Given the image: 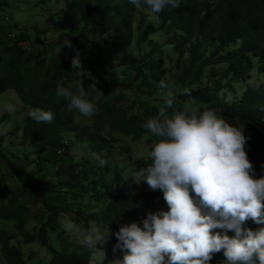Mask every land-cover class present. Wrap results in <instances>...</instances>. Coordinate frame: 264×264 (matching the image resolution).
<instances>
[{
    "label": "trees",
    "instance_id": "16d2710c",
    "mask_svg": "<svg viewBox=\"0 0 264 264\" xmlns=\"http://www.w3.org/2000/svg\"><path fill=\"white\" fill-rule=\"evenodd\" d=\"M38 1V8L46 5L50 9L51 0ZM60 1H63L62 17L53 18L56 28L63 31L59 54L56 44L51 46L50 54H46L28 33L29 29L26 32L18 22L15 26L12 24L17 32L14 39L0 35V94L13 89L20 93L24 104L51 110L54 114L50 123L36 124L27 119L21 125L20 139L13 131V139L20 141L15 145V152H8L5 147L13 145L12 141L0 136V166L4 170L0 172V220L14 222V229L24 235L27 243L47 248L53 257L49 264H109L113 260L111 254H105L102 262L101 258L96 260L92 258L93 251L78 243L77 237L69 240L65 235L73 231L69 229L71 224L85 226L87 230L91 225L103 229L109 225L115 232L120 225L145 215L153 195L145 191L135 193L131 172L143 164L125 170V155L130 154L131 149L122 138L138 140L146 130L142 123L155 116L163 104L152 111L149 108L143 118L129 114L131 103H123L122 94H115L111 87L97 83L95 73L80 83L71 68H67L71 57L78 52L82 67L90 70L98 63L99 56L111 59L116 52H132L140 57L138 65L132 67L126 59L117 66L110 60L111 69L126 82L146 85L151 79L161 77L156 63L159 49L170 45L174 51L171 64L180 63L185 54L187 57L196 55L216 34L213 30L218 29L220 36L212 54L221 63L228 62L223 71L224 79L221 80L217 70L212 71L204 78L199 91L190 95L193 98L175 101V109L197 115L200 109L220 112L237 126H244L246 132L264 144L260 103L244 89L240 90L237 101L219 96L220 90L227 88L226 78L236 79L240 67H244V55L241 49L234 47L238 39L251 42L249 46L259 50L264 60V45L255 42L250 30H240L245 26L256 29L254 14L264 7V0H229L214 5L210 0L192 2L185 8L166 11L159 19L149 17L151 12L147 15L142 11L137 24L124 2ZM8 3L4 0L2 6ZM173 36L175 43L171 40ZM66 39L71 41L73 48L68 47L71 52L62 44ZM105 41L108 43H103ZM107 45L111 49H107ZM146 45L149 51L144 50ZM31 61L33 65H29ZM211 62V58L206 61L209 66ZM101 66L106 69L104 64ZM251 66L249 63L244 70ZM57 82L73 94L79 84L90 102L98 96L99 101L94 106L101 110L85 117L70 109L67 101L55 94ZM167 114L170 116L171 110H167ZM62 148H68L66 155L58 154ZM98 159L104 160L102 166L97 163ZM35 164L37 171L30 169ZM58 222L63 223L62 228ZM54 231L56 245L50 235ZM15 236L11 230L0 228V264H30L23 259V252L12 246ZM58 237H63L67 244L62 245ZM115 243L114 237L113 241H106L103 248L113 249ZM117 252L122 256L119 250ZM219 255L222 256L220 263H224L221 250L212 255L209 264H215Z\"/></svg>",
    "mask_w": 264,
    "mask_h": 264
},
{
    "label": "clouds",
    "instance_id": "9594fccd",
    "mask_svg": "<svg viewBox=\"0 0 264 264\" xmlns=\"http://www.w3.org/2000/svg\"><path fill=\"white\" fill-rule=\"evenodd\" d=\"M205 1L207 0H116L114 4L124 2L127 9L132 11L134 24H137L142 11L147 15L151 12L149 17L159 19L160 15L168 10H179L192 2ZM227 2L229 0H210L213 5ZM3 3L4 0H0V15L5 8ZM62 3L60 0H51L50 9L42 5L39 8V19L34 18L33 22L29 21L30 16H26L25 31L29 29L28 33L46 54H50L51 46L57 45L62 37L63 31L56 28L54 21L57 16L62 17ZM16 22V18L13 20L10 16L3 15L0 18V35L8 40L14 39L17 35L16 28L8 30L7 26L11 23L15 26ZM254 22H257L256 29L245 26L244 29L240 27V30H250L251 34L255 35V42L264 45V7L254 14ZM50 31L56 32V41H49ZM213 31L216 34L203 47L211 42L214 46V43L218 42L219 30ZM176 41L172 40L174 43ZM237 42L238 45L242 42L240 49L247 64L242 69L241 78L228 77L224 81L227 86L225 99L233 98L237 101L241 89L253 96L261 106L264 131V60L261 59L259 50L249 46L251 42H244L243 38L238 39L235 48L238 46ZM103 43L107 44L108 41ZM62 44L71 52L68 49L71 47L70 40L66 39ZM107 49H111V46L107 45ZM201 49L192 57L186 58L188 54H185L180 63L174 64H171L174 57L173 48L169 45L163 50L159 49L156 63L161 74L159 78L163 79L153 78L146 85L126 82L120 74L111 69L110 60L117 66L126 59L130 60L132 67L138 65L141 62L140 57L132 52H116L111 59L99 56L98 63L93 64V69L90 70L82 67L78 52L71 57V72L75 73L80 83L95 73L97 83L111 87L115 94H122L123 103H131L129 114L143 118L149 108L152 111L163 104L155 116L142 123L146 130L142 131L138 140L122 138L129 146L131 143H134L133 146H137V143L140 145L146 139L149 148L147 160L137 161L144 163L143 167L137 166L134 148H130L131 153L125 155L126 171L132 166L138 167V170L131 172L135 193L145 191L153 195L145 215L129 224L120 225L115 232L109 225L107 229L93 226L88 230L82 225L69 226L73 231L65 237L72 240L75 237L74 230H77L82 235L77 237V242L93 251L92 258L98 260L96 254L99 253L102 255V262L105 254L114 253L116 259L109 264H209L212 255L222 250V264H264V144L246 132L244 126H237L230 117L220 112L200 109L197 110L201 111L197 115L177 112L174 106L176 100L193 98L190 95L199 91L204 78L212 71L217 70L221 80L224 79L223 71L228 62L221 63L212 52ZM144 50L149 51V46L146 45ZM59 52L60 48L58 54ZM209 58L212 60L210 66L206 63ZM255 61H259V70L263 74L260 79L249 77V74L256 70ZM249 63H252V72H249L250 69L244 70ZM55 94L64 98L70 109L85 117L98 112L94 104L85 98L86 93L79 84L76 94H73L57 82ZM7 109L11 111L12 107L8 105ZM167 110H171L170 116ZM26 116L36 124L50 123L54 119L51 110L40 107L30 108ZM141 138L142 142H137ZM67 153L68 148H62L58 154ZM44 161L49 162V159ZM97 163L102 166L104 160L98 159ZM35 167L37 171L38 165L35 164ZM36 174L38 176V173ZM42 207L41 204V209ZM58 224L62 228L63 223ZM55 232L50 234L54 245ZM114 237L116 243L113 249H104L105 242L113 241ZM58 238L62 245L67 244L63 237ZM78 238L82 239L83 243ZM12 242V246L23 252V259L25 257L21 243L39 245L27 243L20 232ZM99 245H102V251L96 252ZM40 246L48 253L49 261H41L36 257V263H51L52 254L43 245ZM33 253L34 250L29 255L33 256ZM221 259V255L217 256L215 264H220Z\"/></svg>",
    "mask_w": 264,
    "mask_h": 264
},
{
    "label": "rangeland",
    "instance_id": "374dc122",
    "mask_svg": "<svg viewBox=\"0 0 264 264\" xmlns=\"http://www.w3.org/2000/svg\"><path fill=\"white\" fill-rule=\"evenodd\" d=\"M8 2H9L8 5L2 9V13L0 15V18H2L3 15H8L13 20L16 18V21L18 22V24L21 27H24L26 24V16H30L31 19H29V21L32 20V22H33L34 18L39 19L40 12H39V8L37 7L38 2H39L38 0H8ZM60 6H61V3L58 4L59 9H60ZM20 16H25V17L22 18ZM12 24L13 23H11L7 26L8 30H11L14 28V27H12ZM55 33L56 32H52V31L49 32V36H50L49 41H56L57 37L55 38ZM172 40H176V38H172ZM60 45L61 44H60V40H59L57 45H56V48L61 47ZM241 46H242V42L239 43L237 48L240 49ZM69 48H73V47L71 46ZM213 49H214V46L211 42L206 47H203L201 49V51L212 52ZM186 58H187V56H186ZM33 64H34V61H31V63L29 65H33ZM243 64L246 65L247 60H244ZM69 67H70V65L67 68H69ZM254 67H256V70L253 71L252 69H250L249 72H252V71L253 72L251 74H249V77L251 79L252 78L260 79L263 76V74L259 70V61H255ZM240 68L241 69L239 71L238 76L241 78L242 66ZM90 74H91V72H90ZM25 90H27V89H25ZM224 95H225V90L221 89L219 92V96L221 98H224ZM229 96H230V98H232V95L230 92H229ZM97 101H99V97L95 95L92 98L91 102L95 105V103ZM8 105H10L12 107L11 111H9L7 109ZM30 108H35V107H30V105L28 103L23 104L21 95L18 91L10 90L8 92L0 94V119H2V121L0 122V136H4L7 141H12V143H13V145H5L6 149H8V152L9 151H14V152L16 151L15 145L19 144L20 141L18 139H20L19 137L22 134V129H23V127H21V125L23 122H27L26 113ZM95 110H101V109H97L95 107ZM16 111H18V113H16ZM13 131L17 134L18 139H13V136L11 135ZM137 142H142V138ZM133 145H134V143H131L130 148L131 149L134 148L133 153H134V155L137 156V160H135V161L136 162L137 161H146L147 157H148L147 153L149 152V148L147 146L146 139H144L143 143H141L140 145H137V146H133ZM27 154H28V151H27ZM134 162H133V164H134ZM138 163H141V162H137V165H138ZM142 164H144V163H142ZM30 169L36 170L37 167H35V165H32V167H30ZM137 170H138V167H137ZM0 172H4V170L1 166H0ZM4 223H7V224H4ZM12 225H14V222H4V221L0 220V228L1 229H7L9 231L11 230L12 233L17 234V231L14 229V227ZM88 228H93V226L91 225V227H88ZM31 229L32 228H30V231H31ZM73 236L81 237L82 235L79 234L77 232V230H74ZM78 240H80V239L78 238ZM80 241L82 242V239ZM101 246L102 245L97 246L96 252L102 251ZM21 247L24 251L25 259H27L30 264H37L36 263V257H38V259L41 261H46V262L49 261L48 253H46L43 250L42 246L35 245V244L25 245L24 243H21ZM32 250H34V253H33V257L31 258L32 260H31L29 257V254L31 253ZM110 254L113 258L112 261H114L116 259L115 254L114 253H110ZM101 256L102 255L99 253L96 254V257L99 259L101 258ZM46 264H48V263H46ZM220 264H222V263H220Z\"/></svg>",
    "mask_w": 264,
    "mask_h": 264
}]
</instances>
